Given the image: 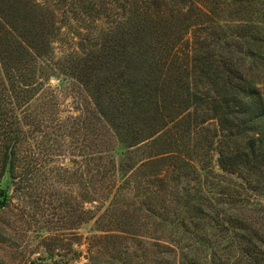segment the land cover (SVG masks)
<instances>
[{"label": "trees", "instance_id": "16d2710c", "mask_svg": "<svg viewBox=\"0 0 264 264\" xmlns=\"http://www.w3.org/2000/svg\"><path fill=\"white\" fill-rule=\"evenodd\" d=\"M114 4L121 19L119 36L102 50L111 48L105 59L125 61L123 69L132 73L121 72L101 83L76 75L71 89L79 94L76 103L81 110L75 116H56V97L48 84L55 70L72 71L67 66L72 54L56 62L41 48H31L23 35L10 31L18 40L13 51L8 55L2 51L0 58V183L20 195L24 204L33 205L29 220L36 225L37 237L41 230L59 227L54 223L66 218L63 207L67 206L68 217L73 216L69 200L60 195L61 187L72 185L76 178L81 180L83 204L107 203L106 219L114 223L119 218L126 228L94 237L86 250V264H175L170 253L178 246L190 252L208 251L205 264H264V210L254 231V237L262 235L259 239L250 234L251 218L241 216L245 207L252 209L264 201V185L259 186L264 183V75L253 76L254 66H245L246 59L264 55V0H116ZM166 12L182 22L180 28L200 35L193 34L185 47L170 48L164 58L167 69L156 78L149 68L157 63L142 68L151 54L152 60H159L164 46L153 47L142 22ZM225 13L239 28L234 43L245 44L242 71L232 61H222L219 53L224 49L220 43L234 44L219 18ZM179 27L173 25L169 39L178 35L174 30L180 31ZM207 35L215 37L217 46L200 61V50L211 47ZM254 45L258 52L250 49ZM103 52L87 68H96ZM17 55L16 62L8 64ZM213 63L217 71L209 74ZM143 109L152 111L147 112L154 127L149 134L138 124ZM66 131L85 139L77 155L81 160L73 158V167L58 164L52 170L48 162L69 147ZM92 138L95 142H90ZM101 138L103 142H98ZM212 152L222 172L236 174L248 185L252 201L245 198L243 184L224 186L219 175L197 169V162ZM123 188L135 189L143 198L138 211L146 212L145 223L154 230L171 226L177 236L165 241L138 239V228L131 224L134 211L125 203L119 212L111 207L114 193ZM220 197L230 203L220 206ZM243 201L245 206L237 208ZM92 209L84 210L85 221L94 214L96 208ZM133 241L137 246L131 245Z\"/></svg>", "mask_w": 264, "mask_h": 264}, {"label": "rangeland", "instance_id": "374dc122", "mask_svg": "<svg viewBox=\"0 0 264 264\" xmlns=\"http://www.w3.org/2000/svg\"><path fill=\"white\" fill-rule=\"evenodd\" d=\"M115 1L116 0H0L1 60L2 51L4 55H8L10 50L12 49L13 51V48L17 46L16 40L18 39L15 40L10 34L11 30L23 35L26 39L24 41L31 48H41V50L45 52V56L54 57L53 60L56 62L61 60L66 54H72V57L69 58L71 61L67 64L72 71L69 70L63 74L62 71L55 70L56 74L51 72L55 74V78H48V84L53 88L54 96L56 97L54 111L58 118L60 117L63 119L67 116H75L79 114L81 110V107L77 106L76 103L79 94L75 89H71V83L74 81V78H77L76 75H78L81 80L101 83L105 79H115L117 77L116 75L121 72L126 73V75L130 74L129 72L132 73L131 70L123 69L125 61L119 62L115 60L112 62V58H108V60L105 59V56L112 50L111 48H107L104 52L102 50L104 44H112L119 36L117 27H119L118 22H120L121 19L118 18L120 13L116 9L114 4ZM106 8H110L112 11H106ZM219 18L222 24L224 23L227 25L226 34H231L233 37L231 38L232 41L230 40L229 43H234L236 39L235 33L239 32L237 22L229 18L227 13ZM142 23L144 26L143 32L150 38L151 43L153 41V47L158 48L159 45L164 46V48H161L162 53H160V59L157 61L152 60L151 54L149 60L142 68L146 69L150 67V65H148L149 62L157 63L156 66H154L155 64L153 63L149 68V71L152 70V72H155L154 75H152V73L150 74L151 77L157 78L163 76V73H165L167 69L164 67V58L169 56L171 52L170 48L178 44H181L182 47H185L188 43L191 44L197 33L193 32V30L185 31L183 28H180L179 24L182 25V22L177 20L176 17L172 18L168 12L159 17L149 16L148 19ZM173 25L177 28L179 27L180 31L179 29L178 31L174 30V34L178 33V35L169 39L170 36L173 35ZM30 32L34 33L29 36ZM193 34L195 35L194 37ZM198 35L200 34H197V36ZM182 37L184 38L183 40H181ZM207 39L211 47L210 49L202 48L203 50H200L201 53H199V57L197 58L200 61H202L208 53H212L211 48L217 46L213 35L212 37L207 35ZM261 41L264 42V37ZM173 42L175 43L172 44ZM220 45L224 48L219 52L223 55L222 61H232L236 68L242 71L243 66L241 68L240 63H243L242 57L245 51V44L234 43L230 46L225 42L223 44L220 43L219 46ZM198 47L199 46H197L196 49ZM250 49L254 52H258L255 45ZM102 52L106 54H104L101 59L99 58V60L95 61L96 68H87V64L91 63V61L92 63L94 62V56H100ZM17 57L18 55L15 56V58L11 57L13 60L8 64L15 63ZM230 58L232 60H230ZM216 64L217 63H213L212 67H208L209 74L210 72L217 71L215 68ZM248 65L254 66V68H252V70H254L252 73L253 76L256 74L264 75V55L263 57L261 56L260 58H254L249 61L246 59L245 66L247 67ZM0 66L2 67V64ZM131 68L134 67L131 66ZM85 71L88 73L86 78L82 76ZM140 74L141 75H137L139 79L143 76L142 71H140ZM99 78L100 80H97ZM259 82H262V79ZM62 86L65 87L62 88ZM147 112L151 113L152 111L143 109L139 111L137 115L139 120L138 124L143 128L144 134H149L153 132L154 129V127L152 128L151 122L152 116ZM143 113L148 115L145 117ZM67 134L68 132L66 131L65 142L68 143L69 147L65 148V150H67L66 152L64 150L65 155L64 153H58L62 154V156L60 158L56 157L57 159H52L53 161H49L47 164V167H50L52 170H57L58 164H62L68 168L73 167V158L81 160V157L77 155L80 154V148L83 147L85 139L76 133L72 135ZM103 140L104 138H101L97 141L103 142ZM90 142H95V138L90 139ZM69 149H71V153ZM216 159L217 155L215 152L208 153L197 162V169L201 167L207 168L210 174L219 175V179L224 182V186L231 183L243 184L245 190L248 191L246 192L243 190L245 198L247 197L248 200L252 201L249 193L250 190L247 188L248 185L239 177H236V174L222 172L219 169ZM72 182V185L61 187L60 198L69 200L68 202H70L72 212L75 210L73 216L68 217L67 206L63 207L62 212L65 215H63V217L66 218H57L54 223V225H58L59 227L41 230L40 236L38 237L35 236L36 233L34 232L36 225H32L29 220V215L33 214L32 211L35 210V208L32 207L33 205L24 204L21 196H15L12 189L9 188L7 203L5 207L0 210V240L2 239L3 242L0 244V264H33L39 260L49 264H59L61 262L66 264H86V250L92 245L94 237L103 236L109 231H121L126 228L125 225H121L119 218H115L114 223L106 219L107 216H105L106 213L103 212V210L108 205L107 203L101 207H99L98 204H83L81 180L76 178ZM263 185V181L259 183V186ZM3 189V183H0V191ZM261 189L262 188L259 187V190ZM114 194L115 196L111 202L113 212H119L120 204L123 203L128 204L129 210L134 211L131 224L134 230L138 228V239L149 240L150 238L156 237L165 241L171 236H177L173 233V228H171V226L170 228H159L158 230H154L149 222V224L145 223V221H147L145 217L146 212L142 210L138 211L139 203L143 198L140 194L136 193L135 189L127 188L126 190L123 188L116 191ZM66 199L63 200L62 203L67 201ZM52 201L55 206H58L57 200L52 199ZM217 201H221L219 204L222 207H225L228 202L230 203V201L222 200V197L217 198ZM242 204L245 206L243 201L237 205V208L241 207L242 209ZM92 207L96 208L94 209V214L89 217V220L85 221L84 217L86 215L83 212L88 208L93 211ZM262 210H264V201H260L259 206L252 207V209L248 206L245 207L244 212L241 214L242 217L251 218V221H249V223H251L250 234L253 239L262 237V235L254 237L256 235L254 231L257 232L256 228H258V223L260 219L263 218ZM51 211L54 212V210ZM244 227H246V224H244ZM50 235H55L58 238L53 241ZM258 239L255 240L257 243ZM136 243V241H133L131 245L137 246ZM200 250L203 252H190L178 246L177 249L170 253V256L175 264H205V262H207V258L205 257L209 252L202 249Z\"/></svg>", "mask_w": 264, "mask_h": 264}, {"label": "water", "instance_id": "95a60500", "mask_svg": "<svg viewBox=\"0 0 264 264\" xmlns=\"http://www.w3.org/2000/svg\"><path fill=\"white\" fill-rule=\"evenodd\" d=\"M8 192H9L8 186H5L4 189L0 191V210H2L7 203Z\"/></svg>", "mask_w": 264, "mask_h": 264}]
</instances>
